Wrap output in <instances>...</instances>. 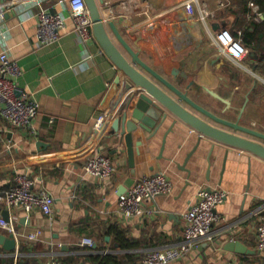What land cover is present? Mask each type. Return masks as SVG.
<instances>
[{"label":"crops","instance_id":"obj_1","mask_svg":"<svg viewBox=\"0 0 264 264\" xmlns=\"http://www.w3.org/2000/svg\"><path fill=\"white\" fill-rule=\"evenodd\" d=\"M122 1L103 0L99 8L140 60L215 115L264 134V34L256 50L247 47L240 65L222 55L213 39L225 29H241L243 39L250 21L240 0H133L113 17ZM0 6L5 8L0 53L18 64L19 90L39 104L31 130L0 119V191L13 187L20 174L31 180L33 192L44 190L54 199L50 215L0 205V217L15 226L14 235L0 228V264H101L94 261L98 258L107 260L104 264H145L148 254L182 244L183 214L201 188L226 193L216 209L220 220L209 240L168 264H264V251L257 249V228L264 222V160L200 140L184 125L172 129L168 121L153 134L138 127L127 147L112 128L121 91L114 86L118 72L94 36L80 41L66 3L8 0ZM203 7L209 14L201 21ZM41 11L65 17L52 44L36 39ZM108 34L129 59L109 29ZM99 116L106 118L100 130ZM97 154L109 157L114 175L85 174L84 164ZM159 173L171 182V192L145 200L148 214L124 216L119 198L134 182ZM114 229L127 240L123 245ZM10 235L15 250L6 251ZM83 238H92L94 246H81ZM229 242H239L246 252L227 249Z\"/></svg>","mask_w":264,"mask_h":264},{"label":"built area","instance_id":"obj_2","mask_svg":"<svg viewBox=\"0 0 264 264\" xmlns=\"http://www.w3.org/2000/svg\"><path fill=\"white\" fill-rule=\"evenodd\" d=\"M66 3L69 17L74 25V30L82 43H87L93 38L92 21L84 0H59ZM195 3L196 0H190ZM133 0H124L120 3L122 10L114 13L120 15L127 6H131ZM109 8L105 6L104 10ZM115 11V10H114ZM5 8L0 6V18L3 17ZM206 8L199 10V20L208 16ZM244 17L253 23L260 24L263 13L260 12L257 0H249ZM36 39L41 45H48L58 41L60 32L64 28L65 17L60 13L41 11L37 15ZM236 36L228 30H220L213 36L222 55L234 64L240 65L248 54V48L242 41V30L235 31ZM21 70L15 61H12L6 52L0 53V119L12 127L31 130L33 121L39 113V104L28 96L17 86V79ZM106 124L105 116H99L96 120V128L102 129ZM2 133L0 127V134ZM84 172L95 178H109L116 173V166L108 156L97 154L88 158L84 164ZM32 182L25 175H17L15 185L0 191V205L7 208L21 206L25 212L34 208L40 209L45 215L52 213L54 199L42 190L35 193L31 190ZM172 184L163 174H153L134 182L132 186L119 198L118 206L124 216H142L150 211L143 206L145 200L154 199L157 196L167 195L171 192ZM226 193L221 189L201 188L197 191L195 201L183 214L185 226L183 229V242L180 246L163 251H154L144 259L145 264H168L174 260L184 257L198 246L203 239H210L212 225L220 220L216 213L217 207L223 203ZM0 228L14 235L15 226L11 220L0 217ZM30 240L35 239V234L28 236ZM92 238H83L80 245L92 248ZM257 249L264 251V222L257 228ZM48 264H61L52 260Z\"/></svg>","mask_w":264,"mask_h":264},{"label":"water","instance_id":"obj_3","mask_svg":"<svg viewBox=\"0 0 264 264\" xmlns=\"http://www.w3.org/2000/svg\"><path fill=\"white\" fill-rule=\"evenodd\" d=\"M3 1L8 0H0ZM84 2L91 17L92 34L118 72L114 86L120 85L121 91L113 109L117 115L112 127L115 137L119 135L123 137L126 146L129 147L131 134L138 127L153 134L168 121L172 129L177 125H184L198 133L200 140L207 139L264 160L263 133L219 117L188 97L186 92H181L139 59L138 54L130 48L112 22H104L99 8L103 0H84ZM108 29L129 59L111 39ZM133 101V108L128 113V107ZM5 244L6 251L15 250V240L12 235ZM233 248L241 253L246 252L239 242H229L227 249Z\"/></svg>","mask_w":264,"mask_h":264},{"label":"trees","instance_id":"obj_4","mask_svg":"<svg viewBox=\"0 0 264 264\" xmlns=\"http://www.w3.org/2000/svg\"><path fill=\"white\" fill-rule=\"evenodd\" d=\"M243 3V11L247 10V2L248 0H240ZM257 4L259 5V10L260 12H264V0H257ZM244 36H243V43L246 47H249V49L253 48L256 50L258 47V39L260 38V35L264 34V22L260 24H256L253 22L248 23L246 26L245 30H243ZM234 36H236V33L233 32ZM247 43V44H246ZM114 235L116 236V239L121 243V245L124 244L125 241H127L123 233L120 232L119 230L114 229L113 231ZM95 262H100L101 264H104L107 262V260H99L94 259Z\"/></svg>","mask_w":264,"mask_h":264}]
</instances>
